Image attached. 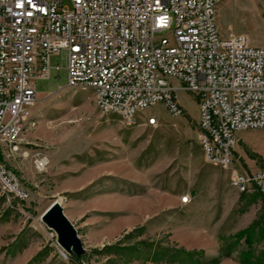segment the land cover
<instances>
[{
    "label": "rangeland",
    "instance_id": "374dc122",
    "mask_svg": "<svg viewBox=\"0 0 264 264\" xmlns=\"http://www.w3.org/2000/svg\"><path fill=\"white\" fill-rule=\"evenodd\" d=\"M257 1L260 25L251 23L248 11L235 20L220 3L221 34L245 31L250 44H263V0ZM50 65L51 77L37 82L35 124L23 133L19 151L4 156L31 197L20 202L0 189V264H39L52 250L55 256L48 264H264V194L239 193L228 172L206 160L196 93L168 78L183 113L174 115L157 103L127 125L120 115L101 112L91 88L66 85V52L53 55ZM151 115L158 119L156 124L146 122ZM39 155L50 160L42 171L34 164ZM104 181L108 190L122 191L117 209L124 230L102 247L92 246L84 240L89 230L84 231L80 217L85 212L95 220L96 214L90 212L89 201L75 197L86 194L84 187L89 193ZM185 195L187 203L182 202ZM60 197L79 226L72 222L82 242L79 257L75 252L70 259L60 256L58 233L43 218L48 200ZM253 222L257 228L248 240ZM32 245L42 248L25 262Z\"/></svg>",
    "mask_w": 264,
    "mask_h": 264
},
{
    "label": "built area",
    "instance_id": "2783aa9c",
    "mask_svg": "<svg viewBox=\"0 0 264 264\" xmlns=\"http://www.w3.org/2000/svg\"><path fill=\"white\" fill-rule=\"evenodd\" d=\"M221 1L0 0L2 193L20 202L31 197L4 156L19 151L23 133L35 124L37 82L51 77L50 59L64 51L66 85L91 88L101 112L116 113L127 125L157 103L181 115L168 78L180 80L182 89L200 98L199 140L206 160L227 171L239 193L264 194V168L241 171L234 158L237 132L264 129V46L251 45L245 34H221ZM157 120L151 115L146 122ZM49 163L46 155L34 160L39 171ZM56 247L70 259L58 237Z\"/></svg>",
    "mask_w": 264,
    "mask_h": 264
},
{
    "label": "crops",
    "instance_id": "0c3cea01",
    "mask_svg": "<svg viewBox=\"0 0 264 264\" xmlns=\"http://www.w3.org/2000/svg\"><path fill=\"white\" fill-rule=\"evenodd\" d=\"M226 7L229 9L231 16L236 20L239 18L242 11H248L251 16V23L253 25H260L257 18L258 11V1L257 0H223L221 1V7ZM218 8V7H217ZM263 12H264V0H263ZM255 16V17H254ZM233 27V23L229 24ZM219 26H223V24L219 21ZM257 31H259L257 29ZM238 34L247 35L248 39L250 35L245 31H231L227 36L230 37ZM263 39H264V22H263ZM252 45V44H251ZM253 46H264L263 44L256 43ZM234 158H235V166L245 172H256L262 168H264V129H254V130H242L237 132V143L234 149ZM107 181L99 182L98 185L92 186L88 191H86V187H84V191L86 194L80 195L77 194L75 199L79 202L85 201L87 203L90 202V207L92 208L91 213L96 214L97 219L87 218L84 212L80 218L84 219L83 223H81L82 228L86 229L84 240L88 242V245L92 246H103L104 243L107 244L119 236L124 228L123 221L119 219L121 216L120 210L117 209L118 204H122L123 195L122 191H118L115 189L114 191L107 189ZM79 190L73 191L75 193ZM71 193V191H70ZM83 193V192H82ZM55 197V196H54ZM62 198L48 200L47 208L50 207L55 201L61 203L63 207V211L67 218L72 222L73 218L65 212L64 202H62ZM46 202V201H45ZM86 208L87 205H86ZM89 212V211H88ZM120 215V216H119ZM110 220V223H109ZM77 226V222H74ZM73 224V223H72ZM79 230V226H77ZM97 230L96 236L93 238V231ZM95 233V232H94ZM86 243V242H85ZM41 245H37V247L27 248L26 250V258L25 262H28L33 256H35L39 250H41ZM54 250L50 251L45 260H40L39 264H48L53 260L55 254ZM77 257L78 255L75 254ZM34 264H37L34 263Z\"/></svg>",
    "mask_w": 264,
    "mask_h": 264
},
{
    "label": "water",
    "instance_id": "95a60500",
    "mask_svg": "<svg viewBox=\"0 0 264 264\" xmlns=\"http://www.w3.org/2000/svg\"><path fill=\"white\" fill-rule=\"evenodd\" d=\"M44 221L58 233V242L70 253L80 255L82 242L77 230L63 211L61 203L55 201L45 212Z\"/></svg>",
    "mask_w": 264,
    "mask_h": 264
},
{
    "label": "trees",
    "instance_id": "16d2710c",
    "mask_svg": "<svg viewBox=\"0 0 264 264\" xmlns=\"http://www.w3.org/2000/svg\"><path fill=\"white\" fill-rule=\"evenodd\" d=\"M262 194V193H261ZM256 222H253L251 224V226H249V228L247 229L249 231V235H248V240H249V237L254 233L255 229H256ZM246 231V230H245ZM245 231L243 232H240V233H244ZM263 238H264V212H263ZM252 253V251H250V254ZM79 257V256H77ZM263 260H264V248H263Z\"/></svg>",
    "mask_w": 264,
    "mask_h": 264
},
{
    "label": "snow or ice",
    "instance_id": "6c2138e0",
    "mask_svg": "<svg viewBox=\"0 0 264 264\" xmlns=\"http://www.w3.org/2000/svg\"><path fill=\"white\" fill-rule=\"evenodd\" d=\"M29 3H31V0H29ZM29 15H31V13H29Z\"/></svg>",
    "mask_w": 264,
    "mask_h": 264
},
{
    "label": "bare ground",
    "instance_id": "6f19581e",
    "mask_svg": "<svg viewBox=\"0 0 264 264\" xmlns=\"http://www.w3.org/2000/svg\"><path fill=\"white\" fill-rule=\"evenodd\" d=\"M48 210V209H47Z\"/></svg>",
    "mask_w": 264,
    "mask_h": 264
}]
</instances>
